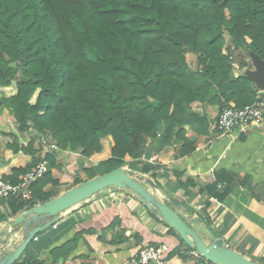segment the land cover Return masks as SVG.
Returning <instances> with one entry per match:
<instances>
[{
    "label": "trees",
    "instance_id": "16d2710c",
    "mask_svg": "<svg viewBox=\"0 0 264 264\" xmlns=\"http://www.w3.org/2000/svg\"><path fill=\"white\" fill-rule=\"evenodd\" d=\"M236 52L264 62V0H0V88L17 89L10 97L0 94V113L12 110L21 132L89 164L60 189L50 174L60 167L55 150L37 158L44 150L34 141L14 148L33 156L32 167L46 162L50 168L32 185L30 200L9 199L14 214L53 200L44 191L48 185L66 193L84 183L82 172L98 177L96 167L100 176L125 167L145 176L152 168L143 159L168 143L182 144V156L192 153L185 127L208 129L195 103L222 112L257 99L250 78L231 80ZM188 54L196 56L195 68ZM104 140L111 156L95 166L89 160L105 150ZM32 167L3 179L18 184ZM80 236L51 251L55 263ZM183 246L197 252L181 240L168 256ZM198 264L212 263L199 255Z\"/></svg>",
    "mask_w": 264,
    "mask_h": 264
},
{
    "label": "crops",
    "instance_id": "0c3cea01",
    "mask_svg": "<svg viewBox=\"0 0 264 264\" xmlns=\"http://www.w3.org/2000/svg\"><path fill=\"white\" fill-rule=\"evenodd\" d=\"M247 53L236 52L231 80L239 76L250 78L259 74L257 62L250 64ZM251 79V78H250ZM254 83V82H253ZM257 96L264 98V91ZM13 96L12 88H0ZM7 92H12L7 94ZM232 106H234L232 104ZM193 110L207 117L208 129L199 126L185 127L187 138L194 151L182 156V144L168 143L161 151L149 153L145 162L152 168L143 177L142 185L158 200L167 204L207 244L215 240L227 243L228 248L245 258L264 263V122L231 134H222L217 129L221 110L195 103ZM43 138L34 132L19 130L13 111L0 113V178L12 179L14 171L32 167L33 156L14 148L35 142V149H42ZM16 141V144L14 142ZM150 143V141H149ZM159 149L158 144L156 145ZM58 153V169H51L54 180L61 181L64 189L72 183L77 172L89 167L78 154ZM38 154L36 157H44ZM111 156L106 147L101 154L90 158L96 166ZM131 158L127 157L126 162ZM124 169L128 170L127 167ZM96 176L102 170L94 168ZM22 174L17 180L20 181ZM83 182L89 180L86 172L80 174ZM151 180L155 187L147 184ZM222 186L223 188H219ZM59 189V188H58ZM52 185L44 191L58 198L65 194ZM222 195L218 197L216 194ZM224 193V194H223ZM54 198V199H55ZM9 200L0 202V249L11 252L24 238V224L16 221L26 212L16 215ZM129 190L110 188L71 210L54 225L37 235L23 252L19 261L34 258L45 264H133L138 251L147 244H166L170 253L181 245V238L170 231L167 224L150 213ZM60 221L58 224H56ZM20 231V232H18ZM79 236L66 259L56 262L51 251ZM179 255L169 257V264H198L199 254L182 247Z\"/></svg>",
    "mask_w": 264,
    "mask_h": 264
},
{
    "label": "water",
    "instance_id": "95a60500",
    "mask_svg": "<svg viewBox=\"0 0 264 264\" xmlns=\"http://www.w3.org/2000/svg\"><path fill=\"white\" fill-rule=\"evenodd\" d=\"M255 60L259 74H255L250 78L260 90L264 91V62L258 57ZM143 181V177L135 176L132 171L124 168L116 169L102 176L87 180L62 196L26 211L16 221V225H25L23 241L17 244L11 252L0 249V264H15L19 261L26 248L37 238V235L53 226L63 213L91 200L94 196L110 188L129 190L135 194L149 211H155L180 236L185 244L195 248L197 253L206 261L212 264H261L253 262L231 250L224 240L222 242L215 240L212 244L207 245L176 211L151 194L142 185ZM147 184L155 187L151 180H147Z\"/></svg>",
    "mask_w": 264,
    "mask_h": 264
},
{
    "label": "built area",
    "instance_id": "2783aa9c",
    "mask_svg": "<svg viewBox=\"0 0 264 264\" xmlns=\"http://www.w3.org/2000/svg\"><path fill=\"white\" fill-rule=\"evenodd\" d=\"M263 122L264 98L259 95L252 105L241 109L235 106L225 108L219 116L217 129L226 135L238 129L243 130L250 126H261ZM42 148L44 153H47L49 150H57L56 145H49L44 139L42 140ZM49 171L48 164L42 162L36 164L28 173L24 174L18 184H13L0 178V202L12 198L24 201L30 200L32 185L47 175ZM219 188L223 187L219 186ZM53 228L56 229L57 225H54ZM169 253L170 247L166 244H159L157 246L147 244L138 251L133 264H169Z\"/></svg>",
    "mask_w": 264,
    "mask_h": 264
},
{
    "label": "rangeland",
    "instance_id": "374dc122",
    "mask_svg": "<svg viewBox=\"0 0 264 264\" xmlns=\"http://www.w3.org/2000/svg\"><path fill=\"white\" fill-rule=\"evenodd\" d=\"M249 56H248V58H249V60H250V64L252 65L253 64V62H254V60H255V56H253V55H250V54H248ZM187 58H188V62H189V64L191 65V67L192 68H195L196 67V56L195 55H193V54H188L187 55ZM9 88H12V90H13V92H15L13 95H15V94H17V89L15 88V86H12V87H9ZM6 94V92L4 91H2L1 89H0V94L2 95V94ZM12 92H7V94H11ZM4 96V95H3ZM36 99V98H35ZM35 99L32 101V102H35ZM18 125V124H17ZM18 128H19V126H18ZM103 144H104V149H106V147H109V145H108V143H107V140H104L103 141ZM110 148V147H109ZM105 151V150H104ZM110 152H111V150H110ZM100 194H102V193H100ZM100 194H98V195H100ZM97 196V195H96ZM66 213V212H65ZM65 213H63L62 215H64ZM60 221H58L56 224H58Z\"/></svg>",
    "mask_w": 264,
    "mask_h": 264
}]
</instances>
